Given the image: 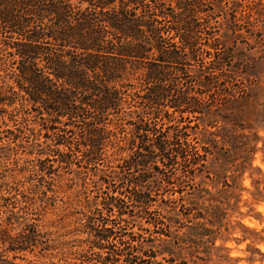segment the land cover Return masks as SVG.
<instances>
[{"label":"trees","instance_id":"obj_1","mask_svg":"<svg viewBox=\"0 0 264 264\" xmlns=\"http://www.w3.org/2000/svg\"><path fill=\"white\" fill-rule=\"evenodd\" d=\"M253 2L242 15L240 0H0V128L9 134L1 154L20 140L10 114L25 109L29 132L45 147L29 153L41 181L64 177L99 189L80 219L85 247L71 264H163L165 251L169 264H187V254L239 264L216 244L237 228L254 234L241 240L260 252L264 236L242 222L249 214L238 182L250 172V211L264 203V172L253 166L264 142L254 73L248 64L232 70L240 64L225 47ZM220 19L227 29L215 32ZM243 80L250 85H237ZM189 177L199 182L186 186ZM165 186L174 193L153 219L152 197ZM47 188L40 191L48 198ZM137 218L149 225L138 226L147 236L125 237L123 225ZM37 226L31 217L15 234L0 230V264H17L18 253L39 246Z\"/></svg>","mask_w":264,"mask_h":264},{"label":"rangeland","instance_id":"obj_2","mask_svg":"<svg viewBox=\"0 0 264 264\" xmlns=\"http://www.w3.org/2000/svg\"><path fill=\"white\" fill-rule=\"evenodd\" d=\"M240 1L243 5L238 12H242L243 15L245 11H249L247 7L249 0ZM235 10L229 12L233 14ZM250 11V16L245 15L243 20L241 19L238 34L231 33L230 36L225 38V47L229 48L226 52L227 55L232 56L230 58H232L233 63L240 64V69L234 67L232 70L241 72L242 65L248 64V71L254 73L251 76L254 77L252 78L254 79L252 95L254 101H257L254 106L260 111V116L257 118V126L260 128L257 129V133L261 139H264V3L261 0H254ZM212 26L215 32H224L227 29L226 22L221 19L220 22H216ZM229 75L237 76L235 74ZM243 81H239L237 85L249 84V81ZM9 119L11 128H18L21 133H19V142L11 144L9 155L4 156L0 151V230L6 228L12 234H15L23 228L25 223L29 222V218L34 217L38 225L39 241V246L33 251L18 253L19 258L15 260V263L71 264L77 262L78 253L85 247V244L82 243L85 234L80 229V219H84L85 215L93 209L91 202L94 195L99 192L98 186L93 182L85 184L82 180L67 182L64 177H59L51 182L41 181V176L36 170L37 162L29 153H44L45 147L39 139L40 136L29 132V124L32 123V118H29V113L25 109H20L11 113ZM5 128V126L0 128V145L7 143L6 137L9 134L4 132L3 129ZM123 135L124 129L121 128L114 140L117 141ZM257 147L259 150L253 160V166L264 172L263 140L258 142ZM124 155L123 152L108 157L105 165L114 167ZM91 173L83 174L85 181H89V177H92ZM250 175V172H246L238 180L246 189L242 193L241 211L249 214L242 222L246 227L259 231L264 236V203L254 205L255 210L250 211L252 207L249 200L251 191L254 190L253 177ZM256 176L259 177V174L257 173ZM185 181L186 186H191L193 183L199 182V179L193 181L189 177ZM45 186L48 187V198L43 196L40 191V187L44 188ZM163 188L162 191L156 192L152 197L151 216L153 219L159 216L157 214L161 212V207L165 204L169 205L166 195L174 189L171 186ZM170 197L174 198V195ZM172 202L171 200V205ZM256 212H259L261 217L256 218L257 216H254ZM163 213L168 217L171 216L169 213ZM137 219L138 221L133 224L123 225L122 231L125 237L130 236L134 239H141L140 234L142 232L147 236L145 234L146 230L141 232L138 226L142 225L144 229H148L149 225L145 222V219ZM231 220L234 227L235 217H232ZM244 233L250 237L254 236L251 232H243L242 229L237 228L234 234L227 236L225 242L217 240L216 244L221 245L224 243L229 250V255L240 260L239 264H251L246 261L250 256L255 259L252 264H264V243L257 245L260 251L257 252L253 247H249L250 240H241ZM146 240L148 244L156 242L155 245H161L160 241L152 242L151 238H146ZM12 256L13 253H9V258ZM163 257L167 260L171 256L166 251L158 256L159 262L169 264ZM185 257L187 264H202V261L188 254Z\"/></svg>","mask_w":264,"mask_h":264},{"label":"bare ground","instance_id":"obj_3","mask_svg":"<svg viewBox=\"0 0 264 264\" xmlns=\"http://www.w3.org/2000/svg\"><path fill=\"white\" fill-rule=\"evenodd\" d=\"M261 209V208H260Z\"/></svg>","mask_w":264,"mask_h":264}]
</instances>
